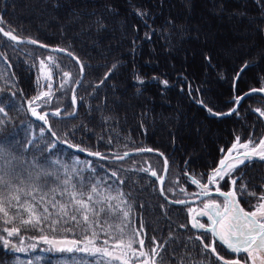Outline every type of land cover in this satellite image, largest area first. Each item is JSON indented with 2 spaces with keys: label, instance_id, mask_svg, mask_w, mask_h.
Instances as JSON below:
<instances>
[{
  "label": "trees",
  "instance_id": "1",
  "mask_svg": "<svg viewBox=\"0 0 264 264\" xmlns=\"http://www.w3.org/2000/svg\"><path fill=\"white\" fill-rule=\"evenodd\" d=\"M205 2L208 5L207 0H0V27L20 39L64 49L83 69L73 96L77 106L74 116L57 118L73 112L70 92L79 78L77 64L67 57L14 44L0 36V107L7 112V116L0 114V163L16 158L14 163L23 173L22 187L26 190L31 183L28 172L34 177L40 171L32 166L35 160L44 171L55 173L61 180L66 168L73 182L78 181L79 173L86 186L99 181L102 188L111 186L113 195L116 190L123 191L126 203L111 201L113 206L119 204V209L109 220L110 231L118 236L117 225L123 227L125 243L130 238L143 239L142 249L155 264H222L217 254L225 259L234 256L217 244L216 253L205 249L204 244L212 242L210 235L189 226L187 207L170 206L162 200L151 178L153 171L157 177L161 175L163 162L159 157L143 154L114 161L115 157L140 149L162 154L164 160L167 158L163 195L176 202L192 199L201 192L192 178L206 183L208 174L218 166L237 136L240 143L249 139L258 143L264 136V116L256 111H264V94L250 93L236 103L245 92L264 87V0H216L221 11L232 15L230 18L237 25L251 28L255 43L252 48L240 50L234 59L215 57L207 49L198 58L180 57L179 51L171 47L177 35L179 48L205 47L192 35L199 27L208 29L202 22L205 16L191 15V11L199 12ZM44 11L52 19L40 31L31 21L38 18L43 23ZM69 12L75 17L73 22L68 27L61 26L56 33ZM211 17L216 19L213 14ZM220 28L227 30L228 26L224 23ZM74 33L83 35V39L78 41L72 36ZM227 36L219 35L218 40H228V48L233 45L231 42L241 40L231 38L230 33ZM258 48L261 56H251V51ZM45 57H51L47 66L51 88L47 89L42 87L38 73V62ZM65 72L70 75L65 76ZM45 90H49L48 97L35 99ZM32 108L37 113L59 110L60 115L47 117L51 133L56 134L54 138L29 118ZM176 109L186 118L184 126L177 115L176 126L164 121ZM197 121L207 133L202 149L197 147L200 129L186 131ZM164 123L168 132L162 139ZM65 141L77 149L100 153L106 160L74 154L59 144ZM113 171L117 176L111 175ZM233 178L237 179V190L246 186L249 192L256 193L251 196L237 191L240 206L252 211L257 198L264 194V161L252 159L239 166L231 177L218 179L221 191L231 190ZM57 183L55 177H47L48 187H56ZM52 195L49 193L45 201ZM55 196L67 203V196ZM24 199L31 198L22 195L21 203ZM44 206L37 205L38 214L43 213ZM5 207L8 216L0 213V236L4 228L11 227H20L17 237L25 239L47 236L50 240L75 239L85 243V235H90L91 230L85 233L81 227L75 228L74 235L62 227L53 231L49 221L44 220L36 227H25L21 218L28 219V212L19 209L21 215H17L16 201L10 197ZM47 207L52 213L50 220L56 219L58 208L51 204ZM120 209L128 211L126 219ZM6 219L12 223H5ZM105 238L101 233L96 244H102ZM138 247L139 243L134 242L132 248ZM153 248L158 255L152 254ZM107 259L83 253H51L41 248L14 253L0 241V264H105ZM112 264L122 263L112 260Z\"/></svg>",
  "mask_w": 264,
  "mask_h": 264
},
{
  "label": "snow or ice",
  "instance_id": "2",
  "mask_svg": "<svg viewBox=\"0 0 264 264\" xmlns=\"http://www.w3.org/2000/svg\"><path fill=\"white\" fill-rule=\"evenodd\" d=\"M144 15V13H139ZM2 22V21H0ZM0 33L4 37H8L12 41H16L18 37L13 35L10 31H5L0 27ZM30 43L36 44L37 41L30 40ZM41 47H46L41 45ZM53 51H65L64 49H53ZM71 56V53H68ZM51 59V57H49ZM41 66H44V61L41 60ZM58 66V65H57ZM116 65H113L115 68ZM81 70L82 66H81ZM65 76L70 74L65 72ZM167 84V81H164ZM51 88V85H49ZM251 92L264 93V87L260 89H252ZM49 92H43L35 99L39 100L44 97H48ZM242 97L237 98L236 103L238 104ZM75 97H73V103L75 104ZM31 103V102H30ZM47 103V100H45ZM32 115L36 116L39 120L47 123L46 116L47 113L39 114L35 108L31 109ZM211 111V110H209ZM261 116H264V111L256 109ZM0 114L7 116V112L4 107H0ZM52 115H60L59 110L52 113ZM2 123V121H0ZM55 136V132H52ZM67 143V141H65ZM69 147H78L69 144ZM239 149H243V152H239ZM84 151L83 149H79ZM139 151H152V149H140ZM224 151L223 149L221 150ZM236 155H233V152ZM89 155L100 156V153H89ZM125 153L124 156H127ZM162 155V154H161ZM259 158L264 161V139H260L259 142H254L249 139L246 143H240V137H236V143L228 149L227 154L220 159L219 164L216 168L212 170L207 176V182L201 183V180L192 178L191 182L201 189L199 195L209 197L214 190L219 196L224 198L223 205L221 206L215 200L209 199L203 204V209L200 210L198 216H207L209 223L207 226L204 223H200L193 217L192 227L203 229L206 232H210L213 237H216L218 241L226 247L231 253L236 254L234 259H225L223 256L217 254V258L222 261V264H264V194H261L257 200V204L254 206V210L245 211L243 207L240 206L239 200L237 198V191L241 194H247L251 196H256L255 192H249L246 186H242L239 190L235 188L237 184V179H231L230 183L232 188L229 192L221 191L218 179L224 180L225 177H231L236 169L244 165L247 161L254 158ZM103 158V157H101ZM116 159H123V156H117ZM2 159V157H0ZM16 158L13 156L6 163H0V213H3L5 217L8 216V211L5 207V202L9 199L16 201V206L18 208L17 215H21L19 209H24L28 212L29 218H21V224L25 227L38 226L42 220L49 221V227L56 231L58 228H63L65 232H70L75 234V228L81 227L85 233L90 231V235H85L84 246L81 247V241L79 240H68L64 239L62 243L66 245H71L68 247H62L58 249L60 252L64 253H87L89 255H99L101 257L109 258L106 260L105 264H112V260L121 261L122 264H129L127 260H123L122 256H115L112 251L107 247L112 242L113 246L118 249H130L132 250L133 256H136V250L132 248L134 242H138L141 248L144 246V240L134 241L129 239L127 243L124 241V229L117 225L119 235H113L110 229H112V224L109 222L112 215L115 214L116 210L119 209V204L113 206L111 201L119 200L120 203H126L124 199V193L121 190H116V195L112 194L111 186L108 188H102L99 181L95 183L88 184L84 183V178L76 173L79 177L77 182H73L72 175L68 174L65 168V178L60 179L58 175L53 172L44 171L42 166L38 164L37 161H33L34 168H40V171L36 172L33 177L31 172H28L27 179L31 181L29 188L26 190L22 185L25 184V179L23 173L15 165L14 161ZM78 162V161H77ZM21 163H23L21 161ZM53 163H59V161H54ZM165 166H167V158H165ZM26 171V170H25ZM75 172V169L73 170ZM156 176V172L151 173ZM112 176H117L115 171L112 172ZM55 177L58 181L56 187H48L47 177ZM242 178V177H241ZM16 181H19L17 183ZM162 182V181H161ZM123 183V181H121ZM181 191H185L181 189ZM163 193V189H161ZM7 193V195H5ZM49 193H53L50 200L45 201V197ZM55 193H59L61 196H67V203L56 200ZM37 194H39V199H37ZM22 195L24 197H30L31 199H24L21 203ZM35 201V203H33ZM176 203L183 204L185 201H176ZM38 204H44L43 213H37L36 208ZM47 204H51L52 208H58L56 212V219H51L52 213L49 212ZM71 208V211L69 209ZM122 211L123 217L126 219L129 215L128 211L120 209ZM193 209H189V212H193ZM5 223H12V220H5ZM142 227V226H141ZM183 227V225H182ZM100 229V231H96ZM4 232L7 233L9 237L19 236L21 232L20 227L4 228ZM101 233L107 237L103 239L102 244L104 246H95L96 241L100 239ZM139 235V233H136ZM45 243L52 244L53 240H49L47 236L40 237ZM197 239H201L197 237ZM0 241H3L5 247H9L10 241L5 237L0 236ZM201 243H204L201 240ZM216 240H213L211 244H204L205 249L210 248L213 253H216ZM92 246V247H90ZM35 248V245H32ZM16 251H25L23 248H16ZM244 255L241 256L240 254ZM152 254L158 255L155 248L152 249ZM149 254L146 252H139V257H147ZM31 264V262H29ZM142 264H149V261L145 259ZM153 264L155 262L153 261Z\"/></svg>",
  "mask_w": 264,
  "mask_h": 264
},
{
  "label": "rangeland",
  "instance_id": "3",
  "mask_svg": "<svg viewBox=\"0 0 264 264\" xmlns=\"http://www.w3.org/2000/svg\"><path fill=\"white\" fill-rule=\"evenodd\" d=\"M209 3L207 5H200V10L199 12L197 10L191 11V15H195L198 13L199 15H203L205 16L202 22H205V25H208V29H202L199 27L198 30H194V34H192L195 39L198 40L199 43H203L205 45L204 48H198V47H189V46H183L179 48V37L178 35L176 36V38L173 40L172 42V48L176 49L177 51H179L180 57L182 55H185L186 57H195L198 58L199 54L202 50L207 49L209 51L212 52V55H214L215 57L217 56H227V57H233L236 58L238 56V54H240L241 51H246L247 48H252L255 43L252 39V31L251 28L248 27H243L242 25H237L233 19H231L230 17L232 15H227V13L221 11V6L220 4H217L216 0H207ZM185 5L187 6V3H185ZM185 11L188 10V8L186 9V7L184 8ZM44 14V16L42 15V20L44 21L43 23H39L38 22V18L37 19H33V21H31L32 25L34 27H36L38 30L42 31L46 26V24L52 19V16L50 14H47L46 11L42 12ZM214 15L216 17V19L212 18L211 15ZM39 15V14H38ZM239 15V14H238ZM36 17V16H35ZM238 17V16H236ZM73 18L74 15L72 14V12L68 13V16H66L62 23H60V25L58 26L56 33H59L60 31V27L63 26L68 27L72 22H73ZM216 20V21H215ZM198 22L200 23L201 20ZM226 23L228 26V29H222L220 28L221 24ZM79 33H81L78 30ZM193 33V32H192ZM230 33V37L231 38H236L239 37L241 38V40L239 41H235V42H231V44L233 43V45H231L230 48H228L226 43H230L228 42V40L226 42L224 41H219L218 40V36H224L226 37L227 34ZM251 35V36H250ZM74 38H76L78 41L83 39V35H80L78 33H74L72 35ZM228 37V36H227ZM242 37H244V39H242ZM229 39V38H228ZM90 45L92 46L93 43L91 42ZM182 48V50H181ZM241 50V51H240ZM251 56H261V51L258 49H255L253 51H251L250 53ZM41 60L44 61V66H41ZM41 60L38 62V73H39V80L40 83L42 85V87H46V89L49 87V83H50V74L49 71L47 69L49 62V59L47 57L45 58H41ZM44 92H49V90H45ZM178 116V118L180 119V125H183L187 123L186 118L184 116H181V114L179 113V111L176 109L175 111H173L172 113H170L169 115L164 117V121H166V123H172L173 126H176L177 121H174V117ZM164 123L163 127H162V131L161 133V138L164 139V135L166 132H168V125ZM198 124V125H197ZM200 122H195L193 124H191L189 127H187L186 131L187 132H192L195 127H198L200 130V132L198 131V144L197 147L202 149V144L204 143V140L207 137V133H206V128H204V126H202ZM185 131V132H186ZM264 139V137L262 138ZM236 143V142H235ZM234 144V143H233ZM232 144V145H233ZM243 149H239V152H243ZM237 153L234 151L233 155H236ZM254 159H259L254 158ZM211 188H213L212 192H215L214 190V186H210ZM201 191V189H200ZM211 198H207L205 200H203L202 202H200L197 205H190L187 207L186 211L188 214V223L189 226L194 229V230H203V229H198V228H194L192 227L193 224V217H195L196 220H198L200 223H204L206 226L209 223L207 216H198L197 213L203 209V204L204 202H206L207 200H209ZM212 200H215L218 204H220L221 206L223 205V202L221 199H218L216 197L212 198ZM193 209V212H189V209ZM209 234V232H208ZM210 235V234H209ZM2 237H5L6 239H8L10 241V245L9 247H5L2 242L3 247L10 251V252H14V253H25L28 252L30 250H33L35 248H41L46 250L47 252H51V253H56V252H60L58 249L62 248V247H68L71 245H66L64 243H62L63 240H53L54 243L52 244H47L45 243L42 239H25V238H20L17 236H12L9 237L7 235L6 232L3 233V235H1ZM50 240V239H49ZM210 240L213 241L210 237ZM32 245H35L36 247L33 248ZM81 247L84 246V243H81L80 245ZM95 246L99 247V246H104L103 244H95ZM92 247V246H90ZM107 247H109V250L113 252V254L115 256H122L123 260H127L129 262V264H142V262L147 259L149 261V264H152V258L151 256H147V257H139V259L136 258V256H139V252L143 251L145 252L141 247H138L136 250V256H133L132 254V250L124 248V249H118L115 248L113 246V244L108 245ZM16 248H23L25 249V251H16ZM83 254H87V253H83ZM118 261V260H117ZM121 262V261H119ZM122 263V262H121Z\"/></svg>",
  "mask_w": 264,
  "mask_h": 264
},
{
  "label": "water",
  "instance_id": "4",
  "mask_svg": "<svg viewBox=\"0 0 264 264\" xmlns=\"http://www.w3.org/2000/svg\"><path fill=\"white\" fill-rule=\"evenodd\" d=\"M0 36H2L4 39H6L7 41L9 42H12L14 44H23V45H26V46H32V47H35V48H38L42 51H45V52H48V53H51V54H56V55H60V56H64V57H67L71 60H73V62H75L79 68V78L76 82V84L72 87L71 89V92H70V99H71V104H72V109H73V112L71 115L69 116H63V117H60V116H57V115H52V113L56 112V111H51V112H43V113H39V114H44V113H47L48 115L46 116V119L47 117H50V116H53V117H56L57 118H72L76 112V109H77V106L76 104L73 103V96H74V91L75 89L77 88V86L79 85L81 79H82V76H83V71L81 70V66L80 64L78 63V61L73 58L72 56H69L67 52L65 51H53V49H58V48H52V47H49V46H46V47H41L42 44H39V43H36V44H33V43H30L28 41H30L29 39H20L18 38L16 41H12L10 40L8 37H4L2 33H0ZM250 93H260V92H251V90L245 92L244 94H242L240 97H244ZM263 94V93H261ZM241 100V99H240ZM29 118L35 122V123H38L39 125H41L42 127L45 128L46 132L48 134H50L53 138L54 136L52 135L49 127H48V121L47 123H45L44 121H41L39 120L36 116H33L32 115V112L29 113ZM59 144L64 147L65 149L69 150L70 152L74 153V154H77V155H80V156H83V157H86V158H89V159H94V160H106L105 158H101V156H96V155H89L90 152H86V151H80L79 149L75 148V147H69V144L65 143V142H59ZM128 155L127 156H124V154L122 155L124 158H128L130 156H134V155H143V154H147V155H153V156H157L159 157L162 162H163V168H162V172H161V175L160 177H157V176H153L151 175V178L152 180L155 181L156 183V186H157V190H158V194L160 195V197L162 198L163 201H165L167 204H169L170 206H179V207H186V206H190L194 203H197V202H200L206 198H212V197H220V198H223L221 196H219V194H217L216 192H212L211 196L209 197H206V196H202V195H199L197 194L195 196V198L193 199H189V200H183L185 201V203L183 204H180V203H176V202H173V201H170L168 200L164 195L163 193L161 192V189H162V186H163V183H164V180H165V176H166V171H167V166H165V163H164V158L162 157L161 154H159L158 152H155V151H139V150H134V151H131V152H127ZM118 159H114V161H117ZM162 181V182H161ZM224 199V198H223ZM212 235V234H211ZM212 238L214 240H216V243L221 246L224 250L228 251L226 249L225 246H223L216 237H213Z\"/></svg>",
  "mask_w": 264,
  "mask_h": 264
},
{
  "label": "flooded vegetation",
  "instance_id": "5",
  "mask_svg": "<svg viewBox=\"0 0 264 264\" xmlns=\"http://www.w3.org/2000/svg\"><path fill=\"white\" fill-rule=\"evenodd\" d=\"M227 192H229V191H227ZM227 192H226V193H227ZM221 200L224 201L223 199H221ZM253 210H254V209H253ZM231 254H232V256L236 257V255H233V253H231ZM240 255L243 256L244 254L241 253Z\"/></svg>",
  "mask_w": 264,
  "mask_h": 264
}]
</instances>
